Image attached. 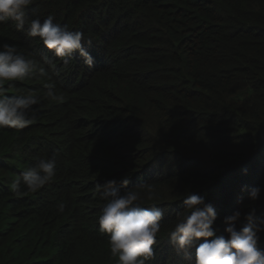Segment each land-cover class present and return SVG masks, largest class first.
I'll use <instances>...</instances> for the list:
<instances>
[{
  "label": "trees",
  "instance_id": "trees-1",
  "mask_svg": "<svg viewBox=\"0 0 264 264\" xmlns=\"http://www.w3.org/2000/svg\"><path fill=\"white\" fill-rule=\"evenodd\" d=\"M0 264H264V0H0Z\"/></svg>",
  "mask_w": 264,
  "mask_h": 264
}]
</instances>
